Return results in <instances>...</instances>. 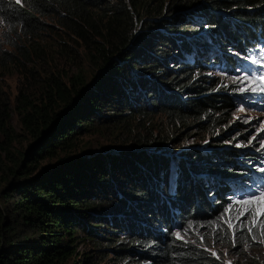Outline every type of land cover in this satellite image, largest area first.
<instances>
[{
    "label": "trees",
    "instance_id": "obj_1",
    "mask_svg": "<svg viewBox=\"0 0 264 264\" xmlns=\"http://www.w3.org/2000/svg\"><path fill=\"white\" fill-rule=\"evenodd\" d=\"M192 21L209 30L186 32ZM261 39L264 0H0V74L20 80L13 103L0 82V264H143L132 252L150 264H226L170 229L218 222L243 164L220 148L158 147L224 124L234 96L215 89L207 57L234 72ZM160 77L165 98L151 90ZM105 131L112 150L75 152L77 134ZM209 156L226 161L194 165ZM93 219L120 226V238L99 234L110 257L78 249L105 230ZM233 231L247 241L255 229Z\"/></svg>",
    "mask_w": 264,
    "mask_h": 264
},
{
    "label": "rangeland",
    "instance_id": "obj_2",
    "mask_svg": "<svg viewBox=\"0 0 264 264\" xmlns=\"http://www.w3.org/2000/svg\"><path fill=\"white\" fill-rule=\"evenodd\" d=\"M48 22L51 21L48 20ZM192 23L196 29L193 31L192 28H186V32L191 31L190 34H194L200 30H209V28L203 26V22L192 21ZM138 24L139 22L135 27L136 31L144 28L143 25ZM177 25L180 27L181 24L178 23ZM7 48L9 49L10 45H7ZM207 58L208 66L206 68H210V70L208 69L210 71L208 75H217V80L221 82V87L222 85L225 86V88H221L217 85L215 89L223 90L234 96L232 107L228 110V113L224 115V124L221 125V127L214 128V133L201 132V137L199 134H193L195 129H191L188 133V135L190 134V139H183L181 142L178 141L177 143L168 140L166 144H164V147H158L159 149H157L159 152L167 154L171 149L174 151H181L180 153L183 154L184 152L192 151L191 148L197 146L200 147L203 152L210 151L212 147L220 148L225 151L229 150L231 151L232 157L236 158L237 162L243 164L241 170H243L249 178L251 176L255 177L253 181L256 183L253 185L249 182H245L246 185L249 186V188H247L249 193H244L246 189L241 190L239 192L242 193L241 197L239 195L235 199L230 197L226 206H223L222 210L220 208L216 211V213L219 214L218 222L206 219L190 223L187 220L183 225L174 226L170 230L176 238L202 247V249L211 256L226 264H264V234H262L264 233V200L253 199L259 197L261 193H264V157L262 159L254 157L255 155L257 156L259 152L264 155V40H261L251 57L244 58L243 62L245 63V67L237 68V72L228 73L218 67L219 64H224L223 59L220 60V63L214 65L213 55ZM81 67L84 68V70H88L89 68L86 63H83ZM139 69L140 67L134 68V70ZM143 72H145V70H143ZM19 81V74L17 73L4 76L0 74L1 88L4 92L2 95L5 101L7 100V94H11L13 103ZM150 81L151 80L147 81L148 84ZM152 83L153 87L151 90L154 91V95L156 96L158 94L160 98H165V90L160 89V93L157 92V88H161V86L164 85V80L160 77L158 80L152 81ZM230 86L234 87L233 90H236H231L229 88ZM153 120L155 122L157 120L160 121L158 115L155 116ZM13 123L15 128L19 130L20 128L15 113H13ZM154 125L158 126V128H153L154 133H162L165 131L163 126L161 127L158 123ZM114 133L115 132H113L112 137H114ZM217 135L221 136L215 138ZM76 137L78 138V146L75 152H81L87 149L94 152L103 148V146L110 149L116 147V144L112 141L114 139H112L111 133L108 131L81 133L77 134ZM118 144L120 146L132 145L129 141L119 142ZM175 155L177 157L180 156L177 152ZM230 158L229 160L232 161L233 159ZM188 159L190 158L184 159L185 167L189 165L187 163ZM49 161L47 157L41 158L38 168ZM193 161L194 165L204 164L209 165L207 167L209 168L213 166L214 163L217 164L221 161H226V159L222 158L220 161L215 156H209L208 160L203 159L200 161L201 164L195 163L197 159ZM245 164L250 166V171ZM2 174L3 173L0 172V176ZM239 200H252V203L247 205L236 203V201ZM241 210H244V216L239 215ZM98 220L99 219H93L92 221L93 223H102V227H104L105 230L97 229L89 232L87 236L89 238L93 237L94 240L91 242L89 240L81 242L78 249H80V251L87 250L90 253L94 252L97 254L107 252V256L110 257V255L114 254V250L112 249L113 247H108V245L105 244L107 238H105L104 235L111 234L110 236L113 238L122 237L120 235V226L117 225V228L114 227L115 231L109 233L107 231L108 227L105 226L103 222H98ZM128 221L132 224L130 220ZM240 227L245 229L251 227L255 229L249 236L250 240L245 241L243 238L239 240L233 239V229H239ZM222 229L226 230L225 234L217 235V232H222ZM161 230L165 232L166 229L163 226ZM99 234L104 235L101 237ZM134 236L135 234L127 235V240L124 241L125 245L128 244L127 247L130 248L132 246L130 245L129 239ZM101 242L104 244L101 245ZM133 247H137V249L140 250L145 249L141 243H135ZM130 257L136 258L138 262L143 264H150L151 262L150 259H145V257H141V255L139 257L136 252H132ZM117 264H131V262L128 260H121Z\"/></svg>",
    "mask_w": 264,
    "mask_h": 264
},
{
    "label": "snow or ice",
    "instance_id": "obj_3",
    "mask_svg": "<svg viewBox=\"0 0 264 264\" xmlns=\"http://www.w3.org/2000/svg\"><path fill=\"white\" fill-rule=\"evenodd\" d=\"M253 199H260V200H264V193H261L260 194V196L259 197H255V198H253ZM236 203H240V204H245V205H247V204H250V203H252V200H239V201H236ZM229 211H230V209H229ZM244 210H241V212L239 213V215H241V216H244ZM227 222V221H226ZM250 230V229H249ZM262 234H264V233H262Z\"/></svg>",
    "mask_w": 264,
    "mask_h": 264
},
{
    "label": "clouds",
    "instance_id": "obj_4",
    "mask_svg": "<svg viewBox=\"0 0 264 264\" xmlns=\"http://www.w3.org/2000/svg\"><path fill=\"white\" fill-rule=\"evenodd\" d=\"M243 179V181H245L244 177L242 176V178H240L239 180L237 181H241ZM237 183V182H236ZM230 197H233V193L230 191V195L227 196V199L229 200ZM241 197V196H240ZM233 199H235V197H233Z\"/></svg>",
    "mask_w": 264,
    "mask_h": 264
},
{
    "label": "bare ground",
    "instance_id": "obj_5",
    "mask_svg": "<svg viewBox=\"0 0 264 264\" xmlns=\"http://www.w3.org/2000/svg\"><path fill=\"white\" fill-rule=\"evenodd\" d=\"M226 180V179H225Z\"/></svg>",
    "mask_w": 264,
    "mask_h": 264
}]
</instances>
